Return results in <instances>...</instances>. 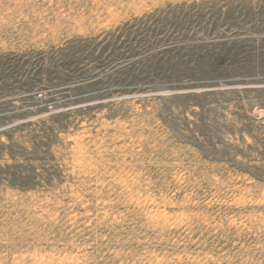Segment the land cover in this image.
<instances>
[{
  "label": "rangeland",
  "instance_id": "374dc122",
  "mask_svg": "<svg viewBox=\"0 0 264 264\" xmlns=\"http://www.w3.org/2000/svg\"><path fill=\"white\" fill-rule=\"evenodd\" d=\"M0 264H264V0H0Z\"/></svg>",
  "mask_w": 264,
  "mask_h": 264
}]
</instances>
